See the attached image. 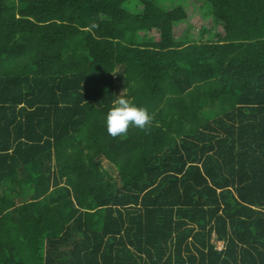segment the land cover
Listing matches in <instances>:
<instances>
[{
    "label": "trees",
    "instance_id": "trees-1",
    "mask_svg": "<svg viewBox=\"0 0 264 264\" xmlns=\"http://www.w3.org/2000/svg\"><path fill=\"white\" fill-rule=\"evenodd\" d=\"M0 264H264V0H0Z\"/></svg>",
    "mask_w": 264,
    "mask_h": 264
},
{
    "label": "clouds",
    "instance_id": "clouds-1",
    "mask_svg": "<svg viewBox=\"0 0 264 264\" xmlns=\"http://www.w3.org/2000/svg\"><path fill=\"white\" fill-rule=\"evenodd\" d=\"M150 120L146 108L138 106L125 95H118L104 114L103 125L108 135L117 137L126 134L129 127L143 130Z\"/></svg>",
    "mask_w": 264,
    "mask_h": 264
},
{
    "label": "rangeland",
    "instance_id": "rangeland-1",
    "mask_svg": "<svg viewBox=\"0 0 264 264\" xmlns=\"http://www.w3.org/2000/svg\"><path fill=\"white\" fill-rule=\"evenodd\" d=\"M150 34L148 33H141L138 35L139 41H144L147 38H149ZM187 39L189 41H195V43H202V42H207V41H214L216 40L215 34L213 33H208V32H201L197 29H189V34L187 36ZM102 164L106 167L107 164L105 161L102 162Z\"/></svg>",
    "mask_w": 264,
    "mask_h": 264
},
{
    "label": "built area",
    "instance_id": "built-area-1",
    "mask_svg": "<svg viewBox=\"0 0 264 264\" xmlns=\"http://www.w3.org/2000/svg\"><path fill=\"white\" fill-rule=\"evenodd\" d=\"M221 248H222V244H218V245H217V249H218V250H221Z\"/></svg>",
    "mask_w": 264,
    "mask_h": 264
}]
</instances>
